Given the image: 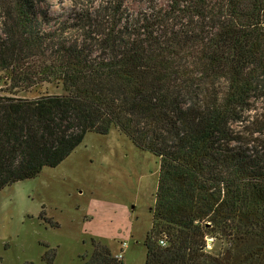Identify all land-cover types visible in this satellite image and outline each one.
I'll return each instance as SVG.
<instances>
[{
	"label": "trees",
	"instance_id": "trees-1",
	"mask_svg": "<svg viewBox=\"0 0 264 264\" xmlns=\"http://www.w3.org/2000/svg\"><path fill=\"white\" fill-rule=\"evenodd\" d=\"M72 1L0 0V190L115 127L160 161L145 264H264V0Z\"/></svg>",
	"mask_w": 264,
	"mask_h": 264
},
{
	"label": "rangeland",
	"instance_id": "rangeland-1",
	"mask_svg": "<svg viewBox=\"0 0 264 264\" xmlns=\"http://www.w3.org/2000/svg\"><path fill=\"white\" fill-rule=\"evenodd\" d=\"M42 4L56 18L74 5L72 0ZM128 6L138 10L146 4L130 0ZM9 89L0 79V93ZM38 92L64 89L60 82L45 83L29 95ZM263 104L258 101L257 107ZM159 176V159L117 128L88 132L56 167L0 190V264H50L52 258V264H82L93 252V239L122 253L125 264H145ZM220 247L208 237L207 250Z\"/></svg>",
	"mask_w": 264,
	"mask_h": 264
},
{
	"label": "built area",
	"instance_id": "built-area-1",
	"mask_svg": "<svg viewBox=\"0 0 264 264\" xmlns=\"http://www.w3.org/2000/svg\"><path fill=\"white\" fill-rule=\"evenodd\" d=\"M160 243H161V244H166V241H165V239H164V238H163V239H161V240H160ZM124 245H126V244H125V243H123V246H124ZM117 256H118L119 258H122V257H123V254H122V253H119V254H117Z\"/></svg>",
	"mask_w": 264,
	"mask_h": 264
}]
</instances>
